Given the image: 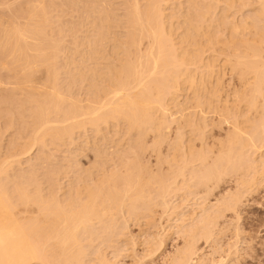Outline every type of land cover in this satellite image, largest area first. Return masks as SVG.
I'll return each mask as SVG.
<instances>
[{"label":"rangeland","instance_id":"1","mask_svg":"<svg viewBox=\"0 0 264 264\" xmlns=\"http://www.w3.org/2000/svg\"><path fill=\"white\" fill-rule=\"evenodd\" d=\"M131 2L132 1L130 0V4H131ZM166 2H167V4L164 2L165 4L162 3L163 6L162 7L160 6V8H162V9H160L162 11L161 12V15H162L161 19H163L162 24H163L164 29H165V25H167L166 29H165V30H167L166 32L171 30L170 27H172L173 31H171V33H169V35L167 33L166 38H168V36L170 37L172 32H174L173 33L174 35H172L174 38L171 37L168 39L176 40L178 42V44H174V45H176V47L177 46L180 47V45L183 44L182 42H184V41H182L183 37L181 34H184L186 29L183 28L184 25L182 24V22L189 16V14H190L189 10L191 9V6L193 8L192 10H195L193 5L196 7V9H197V7L201 6V9H202L201 11L205 12V13L203 12L204 15L206 14V12H208V14H210L209 17H208V14H206L207 18L205 17L206 18L205 19L204 17H202V19L200 21L201 15L204 16L203 13L201 15L197 13L198 15H200L199 18L196 17V16H198L197 14L196 15L194 14L196 12H200V7L197 9V11L196 10H195V12L193 11L194 13L191 12L193 15H195L193 17L197 18V20L200 21V22L196 21L197 25L203 21V18L206 21L208 20L207 22L203 21V23H201V25H198V26L202 27L203 26L202 24L205 23L204 25H207V26L210 25L211 26V28H209V29H211L210 30L211 32L208 30V28L206 26L204 27V28H207V30H208V31L206 29L203 30L204 32H207V35L209 32V34L210 33L215 34V36L218 38V40L222 39V41L223 40L226 41V39H229L232 41V43L228 42V45H230V43L232 44L228 47H227V41L228 40L226 42H223L224 44L226 43L225 47H227V48H225L226 50H223L224 52L221 50V49H224L222 46L223 44L219 45L217 43L218 48L216 49L213 46V45L216 46V44L212 43L213 45H211V47L212 48L214 47L215 49H213V50H216L213 52V50L210 47H207V46H210V44L208 45V43H206L205 40L204 41L201 40V38H202L201 33L203 31L202 32L200 31L201 32L200 33L201 38L198 37L197 35L194 37L195 40H196V37L201 40L200 41L197 39L196 42L200 41L199 44H201V42H203V43L205 42L207 44L206 45L204 43L205 49H206L204 56L205 55L206 56L205 57L203 56V57L204 58L207 57L206 60L208 62H210V61L215 62L216 61L215 64L212 62V68L214 69V73H217V71H218V73L216 75L219 74L220 76L217 77L215 75L217 79L215 77L214 78L216 80H218V78H219V81H222V84L221 83L220 84L222 85L221 89H223V90L220 89V87H221L220 84H219L220 87L217 86L221 91H223V93H222L218 89V98H220L219 97V95H220L219 91H220V93L222 94V95H220L221 99H223V97H225V99H223V100H226V98H231V100H228V99L227 100L229 102L233 101V103L237 102V104L234 103V105L236 106L235 108L239 107L240 110L238 108L237 109L240 111V113H237L238 110H235L234 112L237 115L239 114L241 117L234 115L236 117L235 118L233 116V114H235V113H233L232 116L234 118H231V120L235 119L239 122L242 121L241 123H244V124H241V126L242 125L244 126L246 124L245 125V126H247L246 130L249 132L248 133L246 131L248 134L247 136H249L250 132L254 133L256 131V134L259 133L258 130H256L257 128L254 129V127H258L259 129H261V131H260L261 134H259L260 136L257 135V137L259 136L260 138H258V139L260 142H262L260 139L264 138V132L262 131V129L264 130V127H263L264 126V124H263L264 123V83H262L261 80H259V81L263 85L258 82V84H260L259 86H261L259 88H262V89H260V92H258V93H260V96H259V94H256V93L253 94L255 92L254 91L255 89H252V88H254V86L257 85V81L254 78H256L257 75L255 77L253 75L255 73H253V74L249 73V75H245V76H243L242 73H241V75H239L240 71H242V69L238 70V67L236 66V62H239V61H236V59L238 60L239 59L238 57H240L242 55L244 57L247 56V55H244L247 53V52L245 53V50L248 51L250 48H252L251 50H249V52H248L249 55L247 56V58H244V59H246L245 62L246 61L248 62V59L250 57H252L251 53L256 52V49H258V52H260L258 56H261V60L259 57L256 59L254 58L255 61L250 58L249 61L251 60V61L257 62L259 60L257 63L259 66L261 63L264 64V45H262V44H264V42H263L264 37H263V39H261V37L264 34V14H263L264 12L262 13L263 10L261 11V9L264 7V0H261V2H260V0H232V1L230 0V2H225V0H213V1L212 0H196V2L198 4H196V3L194 4L192 2V0L191 1H189V0H166ZM188 2L193 3L192 5L189 6V10H188V4H189ZM139 3H141V4H139L140 6L144 5L143 7H146L145 6L146 3L144 4L143 0H140ZM130 4H129V0H0V28H2V29H0V42L4 43L3 46L0 43L1 46L4 48V49H2V47L0 46L2 49V50H0V79L2 80V81L0 80V82H2V84L0 85V169H1L0 184H1V186L3 188L8 187L7 189L10 192V193L9 192L8 193H9V195L11 194V196L13 195V193H11V192H13V189L15 187L19 186V188L22 187L23 190L25 189L24 190L25 193H29L28 195L33 196V198L34 197L38 198L39 196H41L40 198L44 197L42 200H51V199H53L52 197H54V199L52 201H56V202L59 201V203L61 202V204H59L57 202V204L60 205V207L58 208V205L55 204L56 207L58 209H60L63 205L64 208H66L65 210H68L66 213H68L71 211L80 210V207H77L74 205L80 204V201L82 202V200H80L81 197H83V202L85 201V199L88 196V193L86 194V191L90 192V190L91 191L94 190L96 192V194L97 193L100 194V192L104 189L103 191H104V193H106L107 187H110V186H107L110 183V182H108L109 180L111 181V183L109 185L113 184L115 186L114 189L116 190V186L119 182L116 185L114 183H112V182H115L114 180H116L114 178L115 175L113 176V174H116V176H118V175H123V176L125 175L126 176L127 171L130 172V170H128V169L131 168V169H133V171L132 170L131 171L134 173L130 172V174L131 175L134 174V178L137 175H139L136 179H138V178L140 179V180L138 179L140 181V184H139V187L137 186L138 188L135 190L137 193L140 192L139 190H141L142 193L141 192L140 193L142 194V196L140 198L143 197V199L140 200V202L138 201V203L135 204L134 202L137 200H134V199L137 197V195H141V194L140 193L137 194L135 198L133 197V194H131L132 198H134V199H132L131 197H130V199H132V202L134 201L133 203L136 205V206L134 205L135 206L134 209H133L134 206H128L129 204L122 206V205H124L122 203L123 201L121 202V204L118 202L121 205V207L119 205V208L117 206L118 205L117 202H116L117 205L114 204L115 200H114V202H112L114 204L113 207L110 206L112 204L110 202L108 207L110 206L111 208L109 207V209L113 212L109 211L110 213L106 214V217H104L102 219V221L104 220L105 222L100 221L98 223V221H96V219H95V220H93L94 222H92L93 226L90 225V226H92L93 229L90 230L89 229L90 227L89 226L87 227L90 231H92V230L94 231L93 235L90 234L91 236L90 235L89 236L88 235L83 236L84 231H81L82 233H81L80 237L81 236L82 237L80 239H78L80 241L77 240L79 243L81 242V244L76 243L77 244L76 246L78 247V245L79 246L81 245L80 248H83V249H81L82 250V253L80 254L81 256L78 255L77 257H75V259H74L75 264L78 263V261L76 262L75 260H80L79 264H82V263H84V264H99L101 258L102 259L104 258V260H101L102 262H104L106 260L107 262L106 261L105 262L108 264L109 263L110 264H179L182 262V261L180 262L178 260V259L182 258L181 254L185 251V249H187L186 252H188V249L190 251V248H191V250H192V248H194L193 251L195 250L194 252L196 253L194 255L195 257L191 259L192 261H190V264H204V263L205 264H213V262H215L214 264H217V262H219V260L222 261L223 259H224V261H222V263L225 262L223 264H264V178H263L264 176L262 174V176L259 178L258 176H255V174L252 175V172L254 169H255V171L257 169H259L258 167H260V169H261V167L263 165L261 163H259L262 166L257 165V169L251 166V165L255 166V164H257V162L254 163L255 160L258 159L256 157H260L261 154H264V149L262 148L264 146L259 145V147L262 149L259 148V151H261V152L259 153L260 155L258 156L257 154L255 155V152L257 153V151H258V150H256L258 148L257 144L260 143L259 141H256L257 137L254 136L255 141L257 142L256 144L248 143V147H250V149L248 147H246L247 145L245 146L246 143L245 144L243 143V145H238L239 150L241 149L242 151L237 152V150H238V148H237L238 146H237L236 147L237 150H236L235 154L236 153L239 154L242 152V155L241 156L239 155L242 158V156H244L243 153L245 152V156H244L245 158H242L243 160H241V158L239 159V156H237L238 154H236V157H238V159L235 156L234 157H235V159L238 160L239 165H242L241 163H243L242 166H244V162H245V164L248 163V165H245L246 167L245 166L243 167V171H245V172L241 171V169H240L241 172H239V169L235 170L236 168H238V167H235V166H237L236 164L234 165V162H236L237 160L233 161L234 159H232L233 162L231 161V164H230L231 166L229 165L230 167L227 168V165H226V169H223V168L220 169V170H223L220 172V174H222V172L224 173V171H226L227 169L228 170L226 171L227 173L225 172L226 174L225 173H224V175L222 174L223 176H221V177L218 176V178H220L218 183H217V180H216V182L214 181L216 184H218L217 187H215V188L213 187V190L211 189V191H210V187L212 185L214 186V183L211 186H208L209 191L211 192L209 194V191L208 190H207L208 192L206 191L207 186L205 187L202 184L203 183V177H202V183H200L201 182L200 177L205 175L203 173H202L203 174L202 175L201 171L203 170L202 168H204V167H205L204 170H207L208 168L212 167L211 164H214L213 163L214 159L216 161L218 160L217 155L220 154V146H221L220 144L222 142L225 145V143H226L225 141H227L229 139V137H227L228 139H226V136H229V135H227V133H228V131H230V127H229L230 125L229 124L230 123L232 124V122L229 120V123L227 124V122H223L224 120H222V124H220L219 126H218L219 123L218 124L214 123V122H217L218 119H220V117L218 118V115L214 117L213 115H215V114H210V113L206 112L207 106L204 105V103H206L204 100H206V99H204L203 97H205L207 99L209 98V97H207V95L209 96V94H207V91H204L206 93V95H204V96H202L201 94H205V93L202 92L200 94L202 97L200 95L197 97L195 96V98H197V100H198V97H201V100L203 101V102L202 101L200 102V98H199V102L203 105H200V108L195 109L199 106H197L195 108L193 107L195 105V103H197L196 99H195V102L193 100H191L192 98L194 99V96H193L194 95V89H193V92H191L193 94H191L190 92H187V90L190 89V87L183 84L187 87L182 85L181 88L183 89V87H185V88H187V90L185 88L183 90L181 89L182 92L179 91V93L176 95L177 98H174L175 101H174V99L172 100V99L168 98V101L169 100L173 101V102L171 101L172 103L170 102V105L165 102L166 105H168V107H167V110L165 112L163 111L164 112L163 114L160 113V115H162L164 117L163 119H161V121H165V122L167 121L170 125L168 126L169 130H167L165 128L163 130L161 129L162 130V131L160 130L161 132L159 130H156L155 128H152L153 130H149V131L147 130L146 133L144 132V134H143L142 131H144L145 129L143 130L142 128H140L141 130L139 129L140 130L139 131V130H136L137 128L135 126L134 127L136 129L130 127L131 123H128L126 121L127 119H124V117H122V118L125 121L121 117H119V118L117 117L118 119L117 118H116V120L111 119L107 124L101 123L102 124V125L100 124L101 128L98 126L100 129H97V127H94V126L93 127L90 126L91 124L87 125V127L85 126V129H84L83 125H82L83 128H81V126L80 127L77 126L74 129V127H73L72 132H70L71 129H68L69 127H65V128H63V126L61 127L60 123H64V121H65L63 119L61 120L62 115L65 114L63 111H64V109L67 110L68 106H70L71 104L73 105L75 102H77L78 104L75 103V105H78L79 108L82 107L83 109L86 107H94V106H92L93 104L95 105V107H96V104L98 105L97 102L95 103V100L98 102H100L101 100L98 97L99 95H97L96 93L99 94L100 91H98V90L102 86H105V88L110 89L109 87H107V85H110V84H108V82H103V81H107V80H103L100 77H99L100 78L99 79L96 77H98L99 74L103 75L102 74L103 71H104L103 73L105 75H107L111 71V70L109 71L108 68L111 67V69H112V67H114V64H116L115 66L120 67V65L125 63V61L127 60V58H125V57H127L128 53L127 54H125V53L128 52V50H127L128 48L127 47L124 48V47L127 45L125 43H127L128 42L127 40L129 39V37H128L126 40L125 37L129 36L128 34L130 33V32H128L129 28H127L129 25L126 24V21L129 22V20H127V18H128L127 14L129 16L130 12L129 13H127V12L129 11L128 7H129V9H131L130 7H132V6H129ZM229 4H231V5H229ZM205 5H206V8H205ZM207 5H210V8L212 7L211 10ZM32 9L35 10V11L33 10V12H34V14H37L39 18H37V16H35L36 18L32 17V15L29 13V12L33 13L31 11ZM141 9H144V8L141 7ZM186 10H188V11H186ZM37 11L39 13L44 12V13H42V14H44V15H42V16H44L43 20H44V18L47 19V21L45 20V22L41 19L42 22L39 23V27H40V25H42L44 22V24H43L44 28L43 27L42 28L44 29L43 31H45V33L47 35L45 33L44 34L46 36L44 34H42L46 37V38H44V36H43L42 39L44 38L43 39L44 41L46 39V45L41 44L39 42V40H37L38 37L43 32L41 30L42 32L39 33L40 29H42V28L40 27V29H39L38 27L36 28L34 26L35 24H37L36 20L41 21L40 18H42L41 15L39 13H37ZM164 11H165L166 15H169L168 17L165 15ZM185 12H189V14H187ZM186 14L188 16H186V18L184 19V16ZM192 14L189 17H191ZM28 15H30V16H28ZM226 15L229 18H227ZM30 17H32V19ZM101 17L102 18L104 17V20ZM106 17H109V18H107L105 21ZM169 17L170 18L174 17V18L169 20ZM195 18H192V17L187 18L186 21L189 23L190 22L189 20L195 19ZM165 20H166V22H165ZM102 21H103V23L105 22L106 24L105 23H104L105 25L102 24ZM187 22H183V23L185 24ZM196 22L195 21L193 22L195 26H197ZM3 23H5V24H3ZM191 23H192V21L190 22V25H191ZM222 23H223V25H222ZM179 24H180V26H179ZM234 24L235 25L237 24L236 26L240 27L238 29L239 30L238 33L234 32V30H233L234 33L231 31L232 25H234ZM257 24H259V25H257ZM16 25H18V26L16 27ZM102 25H104L105 27H103ZM108 25H109V27H108ZM125 25L126 26L128 25V26L125 27ZM181 25H183V26L181 27ZM192 25H191V27H192ZM32 26L35 27V28L34 27L33 28L36 31H38L39 36H38V33L35 32V30L33 32ZM36 26H38V24ZM99 26H102L103 30H101L102 27L99 28ZM185 26H187V29H189V27H190L189 24L188 25L185 24ZM195 26H193L194 27L193 29L201 28L198 26H197V28H195ZM20 27L22 30H24V28H25V30H27V31L31 30V28H32L31 31L33 32V35L31 36V34H32L31 31H29L30 33L29 32L27 33L25 31L19 30L18 28H20ZM26 27L30 28V29H27ZM98 28L100 29V32L104 31V33H105L104 35L107 36L106 39L109 38V39H107V42L110 40V42L106 43L104 47H101L102 50L104 49V51L101 52V54H102L101 56L103 57V55H104L103 58L100 57V54H99L100 52L98 53L99 55H97L96 57L93 54V53L97 54L95 51L98 52V49H99V51H101L100 50L101 49L100 48V41H98L100 39V37H99L100 34H98L100 32H99ZM104 28H106V29L104 30ZM168 28H169V30H168ZM176 28H177V30L178 29H180V30L177 31ZM243 28H245L244 32H243ZM246 28H247V30H246ZM202 29H203V27H202ZM216 29L219 31L220 34L218 33V31H216ZM3 30L5 32H3ZM16 30L17 31L19 30L20 32L19 31L18 32L21 34H22V32L23 33L25 32L26 35L24 34V38H22V40H21V37H18L20 35V34L17 35L18 32L14 33V35L12 34L13 32H16ZM190 30H192V29H190ZM197 30H196V32H197ZM227 31H229V33L231 31V33H233L232 37L230 36V34H228ZM1 32H3L4 34H2ZM127 32H128V34H127ZM204 32H203V34H204ZM35 33H37V35H35ZM2 35H4V36H2ZM6 35H8V36H6ZM22 35H20V36H22ZM34 35L37 39L34 37ZM193 35H195L194 31H193ZM228 35L232 39H230V37ZM25 36H27V38L31 37V40L28 38L27 39L28 41L25 42L26 40L25 41L23 40V39H25ZM178 36L179 37L181 36L180 39ZM13 37L14 38L18 37V38H20V40L18 38H17L18 40L14 39ZM32 37H33V39L35 38L39 42V43L37 42V46L41 44L38 47H42V48L35 47L36 42H34L32 40ZM116 37H117V39H116ZM119 37H121L120 38L121 42H123L125 40L127 41V42L123 43V44H125V46L121 44V42L119 41ZM209 37H211V36L209 35ZM216 37H214V40ZM211 38H213V37H211ZM95 39H98V40H95ZM43 40L41 41L42 43H44ZM174 40H173V42H174ZM220 40H219V42L222 43ZM259 40H260V42H259ZM14 41L16 43L21 41V42H19V44L20 45L24 44L23 45L24 47L22 46L23 48L27 47L26 44L29 45L28 48H31L30 46H32V45H34V47L36 49H43L45 47L43 49V51H45V52H48V50L46 51V49L51 44L55 48L54 49L55 53H53V54L51 53L53 57H51L49 55L50 52L46 56H48L47 59H49V56L51 57V59L55 57L54 58L55 62H53V69L51 67L52 65L50 64L51 66L50 65H48V66H50L51 68H49L47 66L50 71L47 70L46 64H45L47 62L44 63L45 66L43 65V62L34 64L36 61L35 62H33V61H34V58L36 55H38V57L36 59L41 58L42 56H40V55H43V57L45 56L44 55L45 53L42 50H40V51L43 52V54H41L37 50H35V52H34L33 51V49H35L34 47H32L33 49H30V50L28 48H26L25 50L22 49L23 50L22 51L20 45L15 44ZM94 41L98 42L99 47H98V45L97 46L94 45V44H97V42L93 43ZM179 41H181V42H179ZM177 42H175V43H177ZM90 43H91V47H90ZM179 43H182V44L179 45ZM147 44L148 43L146 41L144 44V47L142 45V48L145 49ZM4 45H5V47H4ZM184 45H186V44L184 43ZM14 46H16L15 49L13 48ZM46 46H47V48H46ZM92 46H94L93 47L94 49L92 48ZM117 46L120 47V50L118 49L119 47L117 48ZM187 46L188 45H186L185 47H187ZM206 47L212 50L211 53L209 52V49L207 51ZM49 48H50L49 51H53L51 47H49ZM95 48H97V50H95ZM203 49H204V47H203ZM254 49H255V51H253ZM121 50H122V52H121ZM178 50L180 51L181 49L179 48ZM218 50L220 51V53ZM243 51H244V54H243ZM250 51H252V52H250ZM36 52H38L40 55L37 54ZM206 52H207V54H206ZM23 53H24V56H26L25 58L29 57L28 61L26 60V62H27V65H25L26 67L28 66V62H30V64L33 63L34 66L35 65L39 66L41 64L42 65L39 67L35 66L33 68L34 71L32 70V67L30 66V64H29V68H31V69H28L25 66L23 67V65H24L23 63H25L24 62L25 60L23 59L24 56H22ZM122 53H124V54H122ZM132 53L134 54V52H131V56L133 55ZM54 54H55V56H54ZM213 54H215V55L213 56ZM243 56H242V58H243ZM253 56L255 57V54ZM91 57L93 58L94 63L92 61H90ZM118 57H121V58L119 59ZM123 57H124V59H123ZM209 57L213 58V59L216 58V60L210 59ZM47 59L45 58L44 61H47ZM105 59H107V60L105 61ZM208 59H210V61ZM244 59H242V61ZM29 60H31V61H29ZM101 60L102 61L104 60V61L102 62ZM41 61H42V59H41ZM226 61H227V63H226ZM49 63H51V61ZM107 63H109V64H107ZM118 64H120V65H118ZM213 64L215 65V67L213 66ZM102 65L105 68L102 67ZM222 65L223 66L225 65L226 67L225 66L223 67ZM194 66H193V68L199 69L197 67L198 65H194ZM191 67L192 66H190V68L188 67L189 70L191 69L190 72H192V69H193ZM230 67H231V69H230ZM233 67L237 68V69L235 70V69H233ZM84 68H86L87 70H88V68L90 69L87 71L88 73L86 72V69H84ZM263 68H264V66H263ZM23 69H24V71H23ZM196 69L195 70L193 69V70L196 72ZM207 69L204 70V68H200V70H198L200 72L195 73L196 74V80H198V82H199V79L200 80L202 79V81H203L202 85L208 84V81H209L208 77H207V79H205V81L208 80V81H206L207 83L203 80L204 76H208L209 71H207ZM99 70H101L102 72ZM215 70H216V72H215ZM260 70H261V68H260ZM26 71L27 72L30 71V72L27 73ZM91 71L94 73L96 72L95 73L96 75L98 72H100V73H98L97 76H95V74L92 73L95 76V78H94L91 75ZM205 71H206V73L208 72L207 75H206ZM105 72H107V73H105ZM73 73H75L76 75H77V73H79V74L75 77V74L73 75ZM83 73H85L84 76H83ZM31 74H32V76L30 77ZM54 74L56 77L54 76ZM202 74H204V76H202ZM27 75H28V77L32 78L31 80H30V78L27 79L28 82L26 81ZM51 75H53L54 78L53 77L51 78ZM25 76H26V78H25ZM48 76H49V78H48ZM86 76H88V77H86ZM110 76H111V74H110ZM110 76H109V78L112 77V76L111 77ZM242 76H243V78H242ZM248 76H249V78H248ZM78 77H80V78H78ZM85 77L87 79L88 78L89 79L87 80ZM92 77L94 78V80L91 79ZM106 77H108V75ZM200 77H202V78H200ZM220 78H221V80H220ZM251 78H252V80H251ZM33 79L35 82L36 81H38V82L37 83L34 82L35 84L34 83L32 84ZM111 79H114V78L112 77ZM111 79H109V80H111ZM215 79H214V83H216ZM91 80H92V83H91ZM99 80L102 82H99ZM248 80H251V81H248ZM94 83H95V85L98 84V88H99V89L97 88L98 90H96V87H94V85H92ZM102 83L103 84L105 83V84L103 85ZM201 83L202 82H200L198 84H201ZM246 83H249V84L250 83H256V84L254 86H251L253 84H250V87H249V85H246ZM90 85H92V86H90ZM35 89L40 90L41 93H40V91H36ZM34 90L36 92H38V94L40 93V96H37L38 94L36 93L37 94L36 95L34 93L35 92ZM198 90L199 91L195 95H198V93L202 89L199 88ZM205 90H206V88H205ZM190 91H192V90H190ZM216 91H217V88H216ZM32 93H33V100H35L34 96L35 95L37 96V101L35 103H38V98L42 99L44 97L42 95L45 93L47 95H49V93H50V95H52L53 93L54 94L57 93L54 96L53 95L52 96L54 97V99H57L58 101H60V99L58 98L59 95L62 96V100H64L65 102L61 103L62 100L59 102V103L64 105V106L62 105L63 108L60 107L61 109H63V111L61 110L63 112V114L59 112L60 116H58L59 115L58 112H55V110L53 111V109H54L53 103L54 102L53 103L48 102L53 97L51 96L52 98H46V95L44 97V100H45V98H46V100L49 99L47 102L49 103V105L51 104V107L53 106V109H51L49 107L50 108L49 110H52L51 113H53V112L58 113V115H57L58 118H57V116L55 118V116H54L55 113L51 115L49 112V114L51 115V117H50L51 119H48V120H50V122L56 124V126H53V124H50L51 126H53L52 128L58 127V126L60 127V129L63 128L65 133L63 132L64 134L58 135L61 138H58V139H57V137L55 138V134H54V138L51 137L52 133L54 131L51 133H48L51 136L50 135L48 136L47 134L44 136H40V135H42L40 133H38L39 135L36 134V132L39 129V126H40L39 123L40 122L37 123V124H39V126L37 124H34V122H33L36 119V116L34 117L33 116L34 114H32V109H33V106L35 104H34V101L31 99V97L30 98L28 97V95L30 96V94H32ZM93 93L96 94V98L98 97L97 99L95 98V95ZM227 94H229L230 97ZM237 94L239 95V96H237V97H239L238 98L239 100L235 99ZM57 95H58V97L55 98V96H57ZM226 96H228V97H226ZM48 97H50V96H48ZM215 97H216V95H215ZM233 97L235 100H238V101H234V99L232 100ZM240 97H241V99H240ZM250 97H251V99L253 98V100L256 99V101H257V102L254 101V103H256L254 107L251 105L252 100L250 99ZM27 98L31 99L33 101L32 104H34V105L28 104V103H31V101ZM41 99H39V100H41ZM57 100L56 101L51 100V101H55L57 103L58 102ZM43 101H40V103L42 102V104H43ZM248 101H250V103ZM184 103L186 105H184ZM192 103H193V105H191ZM44 104L48 105L47 103H44ZM230 104H232V103H230ZM252 104H253V102H252ZM202 106H203V108H204V106H206L205 107L206 110L203 109L201 112H203V113L205 112L208 115H205V113L203 115V113L198 112L202 109L201 108ZM246 106L248 107L247 109H246ZM35 107H37V106H34V108ZM182 108H183V112L181 113ZM186 108L187 109L191 108V109L187 110ZM184 109H186V111H184ZM68 110H70V109L68 108ZM196 110H198V111H196ZM33 111L35 112L36 109L35 110L33 109ZM197 112L199 114H202V115H200L201 118ZM194 113H196V114H194ZM186 114H187V116H185ZM50 115H48V116H50ZM182 115H184V118L191 116L190 119L192 121H193V119H192V116H193L194 117L193 126H192V123H190L192 121H189V120H188V122L190 124L188 122H186L188 124H186V123L184 124L183 121L185 119L183 118L184 120L183 121L181 120V118L183 117ZM196 115H198V116H196ZM180 116H182V117H180ZM195 116H196V118H195ZM202 116L204 117V119ZM33 117H34V119H33ZM160 118H161V116L159 117V119ZM176 118L177 119L180 118V119L177 120ZM199 118L202 120H200ZM213 118L215 120H213ZM247 118H249V119H247ZM59 120H60V122H58ZM174 120L176 122H173ZM179 120H181L182 122ZM245 120H246V122L249 120L250 123H252V125L253 126L255 125V126L250 127L249 125H251V124L245 123ZM177 122H179V123H177ZM235 122L236 121H233V123H235ZM194 123H196V124H194ZM197 123H199V124H197ZM182 124H183V126H182ZM36 125H37V127H36ZM184 125H190V126L188 127V126H184ZM196 125H200V126L196 127ZM261 125H263V126H261ZM51 126L49 127V130H48L49 132L54 130L51 128ZM59 127H58V129H59ZM181 127H185V128H183V130H181L182 129ZM199 127H201L200 130H199ZM36 128H37V131H36ZM66 128L69 131L65 130ZM55 129H57V128H55ZM155 130H156V133L154 132ZM62 131L60 133L59 132L58 133L61 134ZM39 132H42V131H39ZM66 132H70V134H66ZM158 133L162 136H159ZM256 134H253V135H256ZM35 135L38 136V138L44 137L43 139L41 138V140H40V141L43 140L42 143L39 141V139ZM244 136L246 137V135H244ZM179 137H180V139H182V141L180 139H178ZM200 137H202L201 139H204L203 142H201L202 140H200ZM34 138L37 140H34ZM189 138L190 139L192 138L191 141H189V142H191V144H194V147H195L194 148L192 146L194 148L193 149L194 151L191 150L194 152L193 156L191 155L192 153L189 155L185 154L190 149V148H188V146L189 147L191 146V145H188V142H187ZM247 138H249V137L244 138V141H246ZM248 140L249 139H247V142L250 141V140L249 141ZM208 141H210V142H208ZM255 141H253V142H255ZM204 142L207 144V146H205L206 144ZM263 142H264V139H263ZM263 142H262V144H263ZM178 143H179V145H182V147L178 145V148L179 147L180 148L177 152L175 150V149H177L176 148L177 145H176V147H174V146H175V144H178ZM201 143H203V146H202L203 149L202 150H203V154H205L204 157L207 158V160H208V163L206 160H205L206 162H204L202 160L204 162V164L206 163V165H201V163L199 162L201 159L200 156H202V154L200 155V153L202 151L200 149ZM210 145L213 147L212 149H211ZM224 145L222 147H224ZM252 145H254V146H252ZM186 146L188 149L186 148ZM199 146H200V148H199ZM204 146L207 148H204ZM208 146L210 147V149ZM226 146H227V144L225 145V147ZM222 147H221V150H222ZM253 147H255L256 151H254V149L251 150V148H253ZM204 149H205V151H204ZM245 149H247V150H245ZM175 151L177 152V154ZM191 151L189 150V152H191ZM248 151L250 153H248ZM218 152H219V154H218ZM196 154H198L197 156H199L200 159H199V157L197 158ZM186 155H188L189 157H187ZM246 155L249 156V157L247 156L248 158H251L253 156L251 158L252 161H251V159L246 158ZM173 156H176L175 160H174ZM254 156H256V157H254ZM219 157H220V155H219ZM253 158H255V160H253ZM195 159H196V161H195ZM245 159H246V161H245ZM240 160H241V163H240ZM248 160H250V161H248ZM257 161H259V160H257ZM203 162H202V164H203ZM238 162H237V164H238ZM252 162H253V164H252ZM128 164H130V165H128ZM224 164H222V167L224 166ZM249 164H250L252 170L247 168V167H250ZM209 165H210V167H207ZM232 165L234 166V168ZM242 166H239V167L242 168ZM200 167H202V168H200ZM206 167H207V169H206ZM246 168L248 169V171L246 170ZM260 169H259V171L258 170L257 171L264 173L263 169L261 171H260ZM183 170H184V173L181 174L183 172ZM204 170L202 172H205ZM258 172H257V175L260 174V173L258 174ZM199 173L201 174V176ZM130 174H129V176H130ZM195 174H196V176H195ZM248 174H251V175L249 176ZM111 176H113V177H111ZM123 176H121V178ZM252 176H254V177H252ZM250 177H252V178H250ZM106 178L109 180L107 181ZM117 178H119V176ZM131 178H133V177L131 176ZM240 178H241V184H240ZM253 178L255 179V182L253 181L255 186H254V184L253 185L250 184V186L252 188L253 187L255 188V189L253 188L254 191H253V189H251L249 187V185H246V184H248V182L252 183V180H254ZM112 179H114V180L112 181ZM216 179H217V176H216ZM256 180H257V182H256ZM100 181L101 182L103 181L104 183L105 182L106 183L108 182V183L105 184L104 186H102L103 184L101 185L99 183ZM243 181H245L247 183H245ZM141 182L143 184H141ZM3 183L5 184V186ZM137 183H138V181H137ZM238 183H239V185H238ZM121 184H122V181L120 182V185ZM97 185L98 186L101 185L103 187L102 190H99L101 188V186L98 187ZM140 185H142V186H140ZM242 185L243 186L246 185V187H247V188L245 187L246 189L250 188L249 190H251V192L247 190L249 193H247V191H245V193H246V195H245V193L242 192L245 190ZM96 187H98V188H96ZM117 187H121V186H117ZM167 187H169V189H166ZM86 188H88V189H86ZM123 188H121V189H123ZM125 188H126V186H125ZM237 188H238V190H239V188H241L242 191L240 190L238 192ZM119 189L117 188V190H118L117 192L121 193L122 190H119ZM81 190H82L83 194L81 193ZM98 190L100 192H98ZM125 190L123 189V191L126 193ZM166 190H167V192H166ZM168 190H169V192H168ZM79 191L81 194H78ZM103 191L99 196H102V194H104ZM110 191H112V190H110ZM123 191H122V193H123ZM133 192H135V191H133ZM205 192H207V193H205ZM108 193H109V191H107L106 194H108ZM119 193H118V196H119ZM122 193L120 194L121 198H122L120 200H123V198L125 196H126V198L128 196H131L130 193H132V192H130L129 195H128V193H126L125 196L123 195L124 197L122 196ZM235 193H240V194L242 193V195L244 194L243 198H242V196L240 197V200L242 203L239 202L240 205L239 206L236 205L237 206L236 212H239L237 214H234L236 212L230 210L231 209L230 207L232 206L231 203L233 201L232 200L233 194H234V196H238V197L240 196L239 194L236 195ZM106 194H104L103 197L106 196ZM112 194H113V196H115L114 193H112ZM36 195H39V196H36ZM205 195L207 196V198ZM99 196H98V198H99ZM228 197L232 198L231 199L232 201H229V205H228V203H226L229 200ZM36 198H34V199H36ZM118 198H120V197H118ZM118 198H117V200L119 201ZM126 198H125V200L127 201ZM34 199H32V200L34 201ZM39 199H37V200H39ZM100 199H99L98 203L100 201L101 202L104 201L103 199H105V197L102 200H100ZM130 199L128 198L129 201H130ZM226 199H227V201H226ZM88 200L89 199H87V201ZM96 200H98V199H96ZM52 201L47 202V203L51 204ZM126 201H124V202H126ZM234 201H233V205L236 204ZM69 202L75 208L72 207V209H71L72 205H69L70 204ZM224 202L226 205H228V208H230V209L227 208V210L232 211V213L229 211L225 212L226 207L224 208V211L222 210V208L225 206ZM96 203H97V201H96ZM133 203H131V201H130V204H133ZM43 204H46V201H45V203L43 202ZM50 204H47V205H50ZM83 204H80L78 206H83ZM87 204H88V202H87ZM55 205H53V207ZM84 205H86V203ZM217 205H219V207ZM221 205H223V207H221ZM36 206L37 205L33 204L28 209H26V210H28L29 213H27V212L22 213L23 207L19 208L20 206L17 207L16 209L17 210L19 209L18 212L21 211L19 213L20 214L22 213V214L18 215V212H16V211L15 212L20 217V219H22V218L24 219V217L30 218V219L33 217L35 218L36 215L34 216L33 214L36 213V211H37L38 206L37 207ZM50 206L52 207V205H50ZM212 206L213 207L215 206L218 208H215V207L213 208ZM56 207H55V209H56ZM209 208L214 209L213 212H217V213H218L217 209H219V211L222 210V213L220 211V215L222 216V214H223V216L222 217L219 216L218 217L219 219H218V218H216L217 217L216 216L217 213H216L214 218L217 219V221L214 220V218L211 217L212 211L208 210ZM52 209H54V208H52ZM61 210H63L65 212L63 207L61 208ZM202 210H204L206 212V215H205V213H201V212H203ZM208 211H210V212H208ZM196 212H198V213H196ZM193 213H195L197 216L194 215ZM208 213L211 215H208ZM201 214L202 215L204 214L205 218L204 217L202 218ZM213 214H215V213H213ZM193 216L195 218L200 216L202 221L205 219L206 223H205V221H204V223L206 225L202 224L205 227L208 225V223H207L208 216H210L209 219L210 218L213 219L212 220L213 222L215 221L214 222L215 226L214 225H211V226L208 225L207 226V227H209L208 228L209 230L213 226V228H212L213 231L211 233H208L210 231H208L207 228L204 230V227L201 225V227H203L202 228L203 232H205L207 230L206 232L208 234L209 239L207 238V234L203 233L206 236V238L202 237V235H201L202 233H200L201 236L198 234L199 232L202 231V230L201 231L199 230V228H200L199 224H201L203 222L201 221L200 223H195L194 221H197V220L193 219L192 218ZM36 217H38V214ZM200 217L196 218V219H198L200 221ZM40 218H42V216ZM182 219H185L184 220L185 222H182V224H181ZM209 221L211 222V220H209ZM192 222L195 223V225ZM100 223H102V224H100ZM103 223H105V224H103ZM214 223H212V224H214ZM108 224L111 227L109 229L105 227ZM191 224H193L194 226L192 225L193 226L192 227ZM196 224H198L197 227L199 226V228L196 227V229H198V230H195V231H199L198 233L196 232L198 236L195 235L196 237L195 238L191 237L192 238L191 239L190 236L186 235V234H188L191 231V228L194 229ZM188 226L189 227L191 226V227L189 228ZM104 227L108 230H105ZM87 228H86L87 233L86 232L85 233L89 234L88 233L89 231ZM186 230H189V231L186 233ZM221 231H223L222 235H221V233H222ZM192 232H194V231H192ZM219 232H221V233H219ZM218 233L220 234V236ZM190 234H191V232H190ZM193 234H195V232ZM209 234H212V237H210ZM216 235H218V236H216ZM191 236H194V235H191ZM191 242L194 244L193 247H191L192 244L189 246V244ZM187 244H188L189 248L186 247ZM235 246L237 247V249H235L236 248ZM77 249L80 250L79 247ZM77 249H76V251H78ZM181 249H184V250L181 251ZM215 249H218L219 251L215 250ZM76 251H74V252H76ZM179 252L181 253L180 255H178ZM186 252H184V253H186ZM78 257H79V259H76ZM53 258H51V259H53ZM57 258H59V256ZM59 259H57L56 261H58ZM201 259H202V262H200ZM53 260H55V259H53ZM53 260H52V263H53ZM62 260H64L63 257L60 259V261L57 264H59V263L61 264ZM56 261H55V264H56ZM39 264H41V263H39ZM64 264H65V262H64ZM100 264H102V263L100 262Z\"/></svg>","mask_w":264,"mask_h":264},{"label":"bare ground","instance_id":"2","mask_svg":"<svg viewBox=\"0 0 264 264\" xmlns=\"http://www.w3.org/2000/svg\"><path fill=\"white\" fill-rule=\"evenodd\" d=\"M132 2H131V4H130V0H129V6H132V7H130L131 9H129V7H128V12L127 13H129L130 12V14H129V16H128V14H127V20H129V22H127L126 21V24H128L127 26L125 25V27H127V28H129L128 29V32H130L129 34H128V32H127V34L129 35V36H127V37H125L126 38V40H127V38L129 37V39L126 41H123V42H121V40H120V38L121 37H119V41L121 42V44L122 45H124L125 46V44H127L124 48H128L127 50H128V52H126L125 54H127V57H125V58H127V60L125 61V63H123L122 65H120V64H118V65H120V67H118V66H115L116 64H114V67H112V69H111V67L110 68H108L109 69V71L111 72H109L107 75H108V77H106L107 75H105L101 70H99V71H101L102 72V74L103 75H101V74H99V76L98 77H96V78H102L103 80H107V81H103V82H108V84H110V85H107V87H109L110 89H108V88H105V86H102L100 89L98 88V84L97 85H95V83L94 84H92V85H94V87H96V90H98V91H100L99 92V94L98 93H96L97 95H99L98 97H99V99L101 100L100 102H98V101H96L95 100V103L97 102L98 103V105L96 104V107H95V105L93 104L92 106H94V107H86V108H82V107H80L79 108V106L78 105H75V103L76 104H78L77 102H75L73 105L71 104L70 106H68V108L70 109V110H68V108H67V110H65L64 109V111H63V109H61V108H63L62 107V105L63 104H61L62 102L64 103L65 101L64 100H62V96H60L59 95V97H58V95L57 96H55V98H59L60 99V101H61V103H59L60 101H58L57 99H54V95L55 94H57V93H53L52 95H50V93H49V95H47L46 93L45 94H43L42 96H44L45 97V95H46V98H52L51 100H57L58 102L56 103L55 101H48V100H46V98H45V100H44V97L41 99V98H38V103H35L36 101H37V96H40V93H41V91L40 90H36V91H40V93L38 94V92H36L35 90V94L37 95H35L34 96V98H35V100H33V93L32 94H30V96L28 95V97L30 98L31 97V99L34 101V104H32L33 103V101L31 100V99H29V98H27V99H29L30 101H31V103H28V104H32V105H34V106H37V107H35L34 108V106H33V109L35 110L36 109V111L34 112L33 111V109H32V114H34L33 116L35 117L36 116V119H35V121H33L34 122V124H37V123H39L40 124V126H39V124H37L38 126H39V129H38V131H37V128H36V134H38V133H40V134H42V135H40V136H44V135H50V134H48V133H51V132H53L52 133V136L51 137H53L54 138V134H55V138L57 137V139L58 138H61L60 136H58V135H62V134H64L65 132H64V130H63V128H65V127H69L68 129H71V131L70 132H72L73 130V127H74V129H75V127H77V126H81V128H83V126H84V129H85V126L87 127V125H90V126H94V127H97V129H100L101 127H100V124L101 123H103V124H107L111 119L112 120H116V118L118 117H124V119H127L126 121L128 122V123H131V126L130 127H132V128H135L136 130H139L140 128H142L144 131H142L143 132V134H144V132L146 133V131L148 130H153L152 128H155L156 130H163V129H167V130H169V123L166 121H161V119H163L164 117L162 116V115H160V113H164L166 110H167V107H168V105H166V103L167 104H169L170 105V102L174 99V98H177L176 97V95L179 93V91H181L182 92V90L185 88V87H187V86H189L190 87V89H188L187 90V88H185L186 90H187V92H193V89H194V99L192 98L191 100H193L194 102H195V99L197 100V98H195V96L197 97V96H199L202 92L203 93H205L204 91H207V94H209V96L207 95V97H209L208 99L207 98H205V97H203L204 99H206V100H204L206 103H204V105H206V106H204V108H203V106L201 107L202 109L200 110V111H198V110H196V111H198L199 113L204 109V110H206L207 109V111L206 112H208V113H210V114H215V115H213L214 117L215 116H217L218 115V118L220 117V119H218V121L217 122H214V123H219L218 124V126L220 125V124H222V120H224L223 122H227V124L229 123V120L232 122V124L230 123L229 125V127H230V131H228V133H227V135H229V136H226V139H228L227 137H229V139L227 140V141H225L226 143H225V145L227 144V146L225 147V145H224V143H222L221 142V146H220V154H219V152H218V154L220 155V157H219V155H217V158H218V160L216 161L215 159H214V164H211L212 165V167H210V165L209 166H207V167H210V168H208L207 169V167H206V169L207 170H204V168H202V167H200V168H202L205 172H202L201 170V174L203 173V174H205L204 176H201V174H200V178H201V182L200 183H202V177H203V186H207L206 187V191L208 190L209 191V188H208V186H211L213 183H214V186L212 185L211 187H210V191H211V189L213 190V187L215 188V187H217V185L218 184H216L215 182H216V180H217V183L219 182V179L220 178H218V176L219 177H221V176H223L224 175V173L228 170H226V171H224V173L222 172V174H220V172L221 171H223V170H220V169H226V165H227V168L228 167H230L231 165V161H232V159H234L233 161H235V160H237L238 159V157H236V154H238V153H236L235 154V152H236V150H237V148H238V150H237V152L239 151H242L241 149L239 150V146L238 145H243V143L245 144V146L246 147H248V143H253V144H256L257 142L256 141H259V139L258 138H260L259 136V134H261V129H259L258 127H254L253 125H252V123H250V121L248 120L247 122H246V120H245V123H248V124H251V125H249L250 127H254V129H256V130H258V134H256V131L254 132V133H251L250 132V134L253 136H251L250 134H249V136H247L248 134H247V130H246V127L247 126H241V124H244V123H241L242 121H237V120H231V118H234L235 116L234 115H236V116H240L239 114L237 115L234 111L235 110H238L239 109V107H237V108H235L236 106L234 105V103H233V101H231V102H229L228 100H231V98H226V100H223V99H225V97H223V99H221V96L220 95H222L221 93H220V91L221 90H223V89H221L222 88V81H219V78H218V80H216L217 78H216V76L218 77V76H220L219 74L218 75H216L217 73H218V71H217V73H214V69L212 68V62L215 64V62L214 61H210V59H213V58H210V59H208L210 62H208L207 60H206V58H204L205 56H204V54H205V51H206V49H205V45H204V43L203 42H201V44H199L200 43V41L201 40H205L206 41V43H208V45L210 44V46H207V47H210L212 50L213 49H217L218 47H217V43L220 45H222L223 46V48L224 49H221L222 51L223 50H226L225 48H227L228 46H230V45H232L231 43H232V41L231 40H229V39H226V41H227V47H225V45H226V43L224 44L223 42H226V41H222V39L220 40L222 43H220L219 42V40H218V38L215 36V34H213V33H210L209 34V32H208V35H207V32H204L203 30H207V28H208V30L210 31L211 29H209V28H211V26L209 25V26H207V25H204V24H202L203 26V29H202V27L201 26H198V25H201V23H203V21L204 22H207L206 20H204V18L206 17L207 18V15L206 14H208V12H206V16L204 15V11H201L202 9H201V6H199L200 7V12H196V13H194L195 12V10L197 11V9L199 8V7H197V9H196V7L193 5V7H194V9L195 10H192L193 8H192V6H191V9L189 10V6L190 5H192L193 3L195 4H198L197 2H196V0L194 1V0H192V2L193 3H190V2H188L189 4H188V10L190 11V14H189V12H185V13H187V14H189V16L192 14V13H194L195 15L198 13V14H202L203 12V15L204 16H202L201 15V17H200V21H201V19H202V17H204L203 18V21L200 23V24H198L197 25V22L196 21H198L197 20V18H199V16L200 15H198V16H196L197 18H195V17H193V16H195V15H193L192 14V18H195V19H191V20H189L190 22L192 21V23H191V25H192V27H191V25H190V22L188 23L186 20H187V18H191V17H189L187 14L184 16V19L186 18V16H188L183 22H187L188 24H189V26L191 27H189V29H187V26H185V24L186 25H188L187 23H183L182 22V24L184 25V27L183 28H185L186 29V31L184 32V34H181L182 35V37H183V40L182 41H184V42H182V43H179V45L180 44H182L184 47L186 46V45H188L187 47H183L182 45H180V47H176V45H174V44H178V42L176 41V40H174V42H173V40L172 39H168V38H171V37H173L172 35H174L173 33L174 32H172V34H171V36L169 37L168 36V38H166L167 37V33H168V35H169V33H171V31H173V29H172V27H170V29L171 30H169V28H168V32H166L167 30H165L166 29V26L167 25H165V29H164V27H163V19H161V10L160 9H162V8H160V6L162 7L163 6V4H167V2H166V0H143V2H144V4H145V6L146 7H143L144 5H139V4H141V3H139L140 2V0H131ZM189 1H191V0H189ZM213 1V0H212ZM232 1V0H231ZM165 2V3H164ZM200 2V1H199ZM225 2H230V0H225ZM260 2H261V0H260ZM163 3V4H162ZM202 3V2H201ZM211 5V4H210ZM210 5H207L209 8H210ZM229 5H231V4H229ZM42 6V5H41ZM45 6V5H44ZM198 6V5H197ZM141 7L142 8H144V9H141ZM207 7V8H208ZM34 8V7H33ZM205 8H206V5H205ZM204 8V9H205ZM212 8V7H211ZM211 8H210V10H211ZM264 8V7H263ZM261 9V11H262V13L264 12V9ZM33 10L34 9H32L31 11L33 12ZM131 10V11H130ZM188 10H186V11H188ZM209 10V9H208ZM207 10V11H208ZM209 10V11H210ZM35 11V10H34ZM39 11V10H38ZM37 11V13H39ZM112 11V10H111ZM194 11V12H193ZM260 11V12H261ZM41 12V11H40ZM192 12V13H191ZM26 13V12H25ZM31 15H32V17H35V16H37V18H39L38 17V15L37 14H34V12L33 13H31V12H29ZM42 13H44V12H42ZM42 13H39L40 15H41V17L42 18H40V20L42 19L43 20V17L44 16H42V15H44V14H42ZM101 13V12H100ZM164 13H165V11H164ZM34 14V15H33ZM112 14V13H111ZM264 14V13H263ZM165 15H166V13H165ZM164 15V16H165ZM209 15L210 14H208V17H209ZM28 16H30V15H28ZM167 17L169 16V15H166ZM171 16V15H170ZM183 16V15H182ZM32 17H30L31 19H32ZM47 17V16H46ZM166 17V18H167ZM226 17H227V15H226ZM36 18V17H35ZM34 18V19H35ZM102 18V17H101ZM107 18H109V17H106L105 18V21H106V19ZM174 18V17H173ZM173 18H170L169 17V20L170 19H173ZM205 18V19H206ZM227 18H229V17H227ZM254 18V17H253ZM103 20H104V17L102 18ZM101 19V20H102ZM168 19V18H167ZM166 19V20H167ZM42 20L41 21H37L36 20V23L38 24V26H36L37 24H35L34 26L37 28H39L40 29V27L42 28H44V26H43V24H44V22H45V20L47 21V19H45L44 18V22H43V24L42 25H40V27H39V23L40 22H42ZM109 20V19H108ZM166 20H165V22H166ZM196 22V25L198 26V27H201V28H197V26H195L194 25V23L193 22ZM200 21H198V22H200ZM7 22V21H6ZM105 23V22H104ZM103 23V21H102V24H104ZM3 24H5V23H3ZM8 24V23H7ZM106 24V23H105ZM104 24V25H105ZM225 24V23H224ZM227 24V23H226ZM46 25V24H45ZM104 25H102L103 27H105ZM183 25H181V27L183 26ZM222 25H223V23H222ZM235 25V24H234ZM234 25H232V29H231V31L233 32V30H234V32H236V33H238V29L240 28V27H237L236 25L234 26ZM246 25V24H245ZM257 25H259V24H257ZM2 26V25H1ZM18 25H16V27H17ZM34 26H32V28L34 27ZM94 26V25H93ZM102 26H99V28H101ZM179 26H180V24H179ZM193 26H195V28H197V29H193L194 27ZM207 27V28H204V27ZM228 26V25H227ZM231 26V25H230ZM235 28H234V27ZM241 26V25H240ZM10 27V26H9ZM31 27V26H30ZM34 27V28H35ZM103 27H102V29L101 30H103ZM108 27H109V25H108ZM122 27V26H121ZM219 27V26H218ZM245 27V26H244ZM4 28V27H3ZM27 28V27H26ZM32 28H31V30H32ZM33 28V32H34V29ZM40 29V31H39V33H41L44 29ZM98 28V30H99V32H100V29ZM182 28V29H183ZM213 28V27H212ZM231 28V27H230ZM234 28V29H233ZM249 28V27H248ZM0 29H2V28H0ZM10 29V28H9ZM19 30H22L21 29V27L20 28H18ZM27 29H30V28H27ZM38 29V30H39ZM106 28H104V30H105ZM190 29H192V30H190ZM229 29V28H228ZM227 29V30H228ZM244 29L245 28H243V32H244ZM6 30V29H5ZM18 30V31H19ZM31 30H29V31H31ZM42 30V31H41ZM175 30V29H174ZM176 30H177V28H176ZM178 30H180V29H178ZM177 30V31H178ZM184 30V29H183ZM196 30H197V32H196ZM207 30V31H208ZM215 30V29H214ZM246 30H247V28H246ZM7 31V30H6ZM15 31V30H14ZM17 30H16V32H13L12 34L14 35V33H17L18 32ZM22 31H25V32H29V31H27V30H25V28H24V30H22ZM107 31V30H106ZM193 31H194V34L195 35H193ZM203 31L204 32V34H203V32L201 33V32ZM216 31H218L217 29H216ZM231 31H230V33H229V31H227L228 32V34H230V36L232 37V34L234 33H231ZM3 32H5L4 30H3ZM3 32H1L2 34H4ZM20 32V31H19ZM17 33V35L18 34H20V35H22V36H18V37H21V40H22V38H24V34H25V32L23 33L22 32V34L21 33ZM32 32V31H31ZM33 32H32V34H31V36L33 35ZM35 32H37L38 33V31H36L35 30ZM192 32V33H191ZM196 32V33H195ZM211 32V31H210ZM9 33V32H8ZM30 33V32H29ZM37 33H35V35H37ZM39 33H38V36H39ZM45 33V31H43L42 33H41V35L38 37V39L35 37V35H34V37L37 39V40H39V42L41 43V44H44V45H46V39H45V41L43 40L44 38H46L45 36L47 35L46 33V35L44 34ZM198 33V34H197ZM202 34V36H201V34ZM216 33V32H215ZM218 33H219V31H218ZM217 33V34H218ZM235 33V34H236ZM242 33V32H241ZM42 34H44V35H42ZM98 34H100L99 35V37H100V39L98 40V39H95V40H98V41H100V48L101 47H104L105 46V44L106 43H108V42H110V40L107 42V39H109V38H107L106 39V37L107 36H105L104 34V31L103 32H100V33H98ZM107 34V33H106ZM213 34V35H212ZM220 34V33H219ZM218 34V35H219ZM12 35V36H13ZM26 35V34H25ZM30 35V34H29ZM109 35V34H108ZM131 35V36H130ZM184 35V36H183ZM198 36V37H200L201 38V40L199 39V38H197L196 37V40H195V36ZM209 35L211 36V37H213V38H211V37H209ZM261 35V34H260ZM2 36H4V35H2ZM6 36H8V35H6ZM11 36V37H12ZM28 36V35H27ZM27 36H25V39H23L25 42H27L28 40V38L31 40V37H28L27 38ZM44 36V38L42 39V37ZM224 36V35H223ZM229 36V35H228ZM229 36V37H230ZM16 37V36H15ZM17 37V38H18ZM179 37V36H178ZM181 37V36H180ZM180 37H179V39H180ZM214 37H216L215 38V40H214ZM228 37V38H229ZM230 37V39H232ZM258 37V36H257ZM263 37H264V34H263V36L261 37V39H263ZM8 38V37H7ZM6 38V39H7ZM14 38V37H13ZM17 38H14V39H17ZM33 39V37H32V40L34 41V42H36V45H35V47H38V46H40V45H38L37 46V40L36 39ZM174 38V37H173ZM177 38V37H176ZM205 38V39H204ZM3 39V38H2ZM19 40H20V38H18ZM17 39V40H18ZM88 39V38H87ZM116 39H117V37H116ZM197 39L198 40H200V41H198V42H196L197 41ZM234 39V38H233ZM243 39V38H242ZM10 40V39H9ZM12 40V39H11ZM36 40V41H35ZM44 41V43H42L41 41ZM123 40V39H122ZM218 42H217V41ZM13 41V40H12ZM147 41V45H146V47H145V49H143L142 48V45H143V47H144V44H145V42ZM173 43H172V42ZM10 42V41H9ZM19 42H21V41H19ZM19 42H15L14 41V43L15 44H19ZM38 42V43H39ZM49 42V41H48ZM97 41H94L93 43H96ZM125 42H127V43H125ZM175 42H177V43H175ZM179 42H181V41H179ZM228 42H231L230 43V45H228ZM259 42H260V40H259ZM263 42H264V40H263ZM1 44H2V46H3V42H0ZM123 43H125V44H123ZM172 43V44H171ZM184 43L186 44V45H184ZM205 43V44H206ZM216 44V46L215 45H213V44ZM1 44H0V46H1ZM9 44V43H8ZM77 44V43H76ZM117 44V43H116ZM120 44V43H119ZM243 44V43H242ZM14 45V44H13ZM12 45V46H13ZM20 45V44H19ZM24 45V44H23ZM23 45H20V47H21V50L23 49V50H25L26 48H28L29 47V45L28 44H26V48H23L24 46ZM43 45V46H44ZM93 45V44H92ZM94 45H98V42H97V44H94ZM207 45V44H206ZM211 45H213L214 47L212 48L211 47ZM218 45V46H219ZM262 45H264V44H262ZM1 46V47H2ZM17 46V45H16ZM16 46H14L13 48L15 49V47ZM23 46V47H22ZM182 46V47H181ZM202 46V47H201ZM1 47H0V50H2V49H4L3 47H2V49H1ZM4 47H5V45H4ZM31 48H28L29 50L30 49H33L32 47H34V45H32V46H30ZM34 47V48H35ZM49 47H53L51 44L48 46V48H47V46H46V51L48 50V52H45V51H43V49L45 48H43V49H33V51L35 52V50H37V51H39L41 54H43V52L45 53L44 55L46 56V55H48V53L50 52V56L51 57H53L52 56V54L53 53H55V48L53 47L52 48V50L53 51H49ZM90 47H91V43H90ZM94 46H92V48H93ZM98 47H99V45H98ZM119 46H117V48H118ZM203 47H204V49H203ZM206 47V48H207ZM38 48H42V47H38ZM123 48V47H122ZM180 48L181 50V52L178 50V49ZM230 48V47H229ZM6 49V48H5ZM94 49V48H93ZM119 50H120V47L118 48ZM208 49L209 48H207V51H208ZM211 49H209V52L211 53ZM249 49V48H248ZM252 48H250L249 50H251ZM20 50V51H21ZM22 50V51H23ZM40 50H42L43 52H41ZM95 50H97V48H95ZM94 50V51H95ZM101 51H99V49H98V52L97 51H95L97 54H95V53H93L94 54V56L96 57L97 55H99L100 54V57H102L101 55V52L102 51H104V49L102 50V48L100 49ZM126 50V49H125ZM249 50L248 51H246L245 50V53L246 54H244V51H243V54L244 55H249L248 54V52H249ZM19 51V50H18ZM17 51V52H18ZM32 51V50H31ZM180 53H179V52ZM214 51H216V50H213V52ZM219 51V50H218ZM217 51V52H218ZM236 51V50H235ZM253 51H255V49L253 50ZM100 52V53H99ZM121 52H122V50H121ZM125 52V51H124ZM131 52H134V54L131 56ZM224 52V51H223ZM233 52V51H232ZM250 52H252V51H250ZM25 53V52H24ZM24 53H23V55L22 56H24ZM37 54H39L38 52H36ZM47 53V54H46ZM52 53V54H51ZM99 53V54H98ZM116 53V52H115ZM219 53H220V51H219ZM222 53V52H221ZM259 53L260 52H258V49H256V52H252L251 53V56L253 57H250L251 59H253L254 61H255V59L256 58H259L260 57V60H261V56H258L259 55ZM122 54H124V53H122ZM206 54H207V52H206ZM223 54V53H222ZM236 54V53H235ZM255 54V57L253 56ZM40 55V54H39ZM90 55V54H89ZM215 54H213V56H214ZM240 55V54H239ZM242 55V54H241ZM40 56H42L41 58H39V59H36L37 57H38V55H36L35 56V58H34V61L33 62H35L34 64H37V63H42L43 62V65H44V63L45 62H47V63H45L46 64V68H47V70H49V68H51L52 67V69H53V62H55L54 60V58H52L51 59V57L49 56V59H47L48 58V56H44L46 59H47V61H44L45 60V58L43 57V55H40ZM39 56V57H40ZM54 56H55V54H54ZM87 56V55H86ZM119 56V55H118ZM134 56V57H133ZM204 56V57H203ZM238 56V55H237ZM243 56V55H242ZM242 56H240V57H238L239 59L237 60L236 59V61H239V62H236V66L238 67V70H241L242 69V71H240V74L239 75H241V73H242V75L243 76H245V75H249V73H251V74H253V73H255V74H253L254 75V77L256 76V78H254V79H256V81H257V85L256 86H254L256 83H250V84H253V85H251V86H254V88H252V89H255L254 91V93L253 94H259V96H260V93H258V92H260V89H262V88H259V87H261V86H259L260 84H262V83H264L263 81H264V68H263V66H264V64L263 63H261L260 64V66L257 64L258 63V61L257 62H254V61H249V59H248V62L246 61L245 62V60L246 59H244V58H247V56H243V58H242ZM257 56V57H256ZM26 56H24V62L25 63H23L24 65H23V67L25 66V65H27V62H26V60L28 61V58L29 57H27V58H25ZM88 57V56H87ZM103 57H104V55H103ZM102 57V58H103ZM122 57V56H121ZM121 57H118L119 59L121 58ZM133 57V58H132ZM114 58V57H113ZM236 58V57H235ZM255 58V59H254ZM41 59H42V61H41ZM116 59V58H115ZM123 59H124V57H123ZM215 60H216V58H214ZM213 59V60H214ZM229 59V58H228ZM242 59H244L243 61H242ZM49 60V61H48ZM53 60V61H52ZM95 60V59H94ZM99 60V59H98ZM107 59H105V61H106ZM29 61H31V60H29ZM38 61V62H37ZM40 61V62H39ZM51 61V63H49ZM90 61H92L93 62V58L91 57V60ZM102 61V60H101ZM104 61V60H103ZM102 61V62H103ZM207 61V62H206ZM228 61V60H227ZM227 61H226V63H227ZM96 62V61H95ZM98 62V61H97ZM263 62V61H262ZM49 63V64H48ZM94 63V62H93ZM100 63V62H99ZM225 63V62H224ZM256 65H255V64ZM29 64H30V62H28V66L26 67V68H28V69H31V68H29ZM34 64L33 63H31L30 64V66L32 67V70H33V68L35 67V66H38V65H35L34 66ZM52 66H51V65ZM97 64V63H96ZM106 64V63H105ZM107 64H109V63H107ZM213 64V66L215 67V65ZM230 64V63H229ZM33 65V66H32ZM42 65V64H41ZM41 65H39V66H41ZM48 65H50V66H48ZM74 65V64H73ZM194 65H198L197 67L199 68V69H196V68H193V66ZM226 65V64H225ZM224 65V66H225ZM235 65V64H234ZM263 65V66H262ZM38 66V67H39ZM45 66V65H44ZM49 68H48V67ZM96 66V65H95ZM101 66V65H100ZM190 66H192L191 68H193L194 70L196 69V72L192 69V72H190V70H189V68H190ZM223 66V65H222ZM223 66V67H224ZM232 66V65H231ZM259 66V67H258ZM98 67V66H97ZM102 67H104L103 65H102ZM101 67V68H102ZM189 67V68H188ZM195 67V66H194ZM206 67V68H205ZM226 67V66H225ZM37 68V67H36ZM105 68V67H104ZM200 68H204V70H206L207 68L209 69H207V71H209V73H208V76H204V74L206 73V71H205V73L204 74H202V76H204V81H205V79H207V77H208V80H206V81H208V84H204V85H202L203 84V81H202V79L200 80L199 79V82H198V80H196V74L195 73H197V72H200V71H198V70H200ZM260 68H261V70H260ZM51 69V70H52ZM84 69H86V68H84ZM96 69V68H95ZM98 69V68H97ZM107 69V68H106ZM212 69V70H211ZM230 69H231V67H230ZM233 69H237V68H234L233 67ZM88 70H90L89 68H88ZM87 69H86V72L88 71ZM202 70V69H201ZM203 70V71H204ZM225 70V69H224ZM23 71H24V69H23ZM34 71V70H33ZM32 71V72H33ZM50 71V70H49ZM54 71V70H53ZM75 71V70H74ZM93 71V70H92ZM91 71V75L95 78V76H97L98 75V73H100V72H98L97 73V75L94 73V72H92ZM27 72V71H26ZM28 72H30V71H28ZM27 72V73H28ZM39 72V71H38ZM78 72V71H77ZM85 72V73H86ZM90 72V71H89ZM215 72H216V70H215ZM224 72V71H223ZM48 73V72H47ZM85 73H83V76H84V74ZM88 73V72H87ZM95 74V76L93 75V74ZM105 73H107V72H105ZM207 73H206V75H207ZM220 73V72H219ZM33 74V73H32ZM32 74L30 75V77L32 76ZM50 74V73H49ZM75 73H73V75H74ZM79 73H77V75H78ZM110 74H111V76L114 78V79H111L112 77L110 76ZM221 74V73H220ZM72 75V76H73ZM76 74H75V77L77 76ZM90 75V74H89ZM105 75V76H104ZM214 75V76H213ZM216 75V76H215ZM225 75V74H224ZM50 76V75H49ZM49 76H48V78H49ZM54 76H55V74H54ZM54 76L53 75H51V78L53 77L54 78ZM71 76V77H72ZM109 76L111 77V78H109ZM243 76H242V78H243ZM30 77H28V75H27V78H26V76H25V78H26V81H27V79H29ZM56 77V76H55ZM86 77H88V76H86ZM85 77V78H86ZM90 77V76H89ZM91 78V79H93L94 80V78ZM216 79H215V78ZM74 78V77H73ZM78 78H80V77H78ZM99 78V79H100ZM200 78H202V77H200ZM248 78H249V76H248ZM32 78H30V80H31ZM76 79V78H75ZM87 79V78H86ZM89 79V78H88ZM87 79V80H88ZM109 79H111V80H109ZM214 79H215V81H216V83H214ZM1 80V79H0ZM29 80V81H30ZM36 80V79H35ZM78 80V79H77ZM80 80V79H79ZM96 80V79H95ZM213 80V81H212ZM220 80H221V78H220ZM251 80H252V78H251ZM251 80H248V81H251ZM259 80H261L262 81V83H260V81ZM2 81V80H1ZM25 81V80H24ZM33 81V82H32ZM31 82H32V84L35 82L34 81V79L32 80ZM51 81V80H50ZM55 81V80H54ZM53 81V82H54ZM205 81V82H206ZM28 82V81H27ZM30 82V83H31ZM38 81H36L35 83H37ZM52 82V83H53ZM94 82V81H93ZM96 82V81H95ZM99 82H102V81H100L99 80ZM200 82H202L201 84H198V83H200ZM204 82V83H205ZM258 82L260 83V84H258ZM34 83V84H35ZM91 83H92V80H91ZM207 83V82H206ZM221 83V84H220ZM2 84V82H0V85ZM5 84V83H4ZM90 84V83H89ZM103 84V83H102ZM105 84V83H104ZM103 84V85H104ZM183 84H185V85H187V86H185V85H183ZM221 85V87H220V85ZM250 84L249 83H246V85H249V87H250ZM92 85H90V86H92ZM182 85L183 86H185V87H183V89L181 88L182 87ZM200 85V86H199ZM263 85V84H262ZM198 88H197V87ZM202 86V87H201ZM205 86V87H204ZM217 86H219L220 87V89L217 87ZM188 87V88H189ZM225 87V86H224ZM90 88V87H89ZM98 88V89H97ZM202 89V90H200V92L198 93V95H195V94H197V92L199 91L198 89ZM205 88H206V90H205ZM216 88H217V91H216ZM91 89V88H90ZM93 89V88H92ZM182 89V90H181ZM204 89V90H203ZM218 89L220 90L219 91V97L220 98H218ZM33 90V89H32ZM185 90V91H186ZM190 90H192V91H190ZM43 92V91H42ZM45 92V91H44ZM96 92V91H95ZM222 93H223V91H221ZM216 93V94H215ZM94 95H95V98H96V94L95 93H93ZM191 94H193V93H191ZM32 95V96H31ZM188 95V94H187ZM202 96H204V95H206V93L205 94H201ZM200 95V96H201ZM215 95H216V97H215ZM227 95H229V94H227ZM48 96H50V97H48ZM52 96V97H51ZM192 96V97H193ZM201 96V97H202ZM225 96V95H224ZM237 96H239L238 94L236 95V97H235V99H238L239 97H237ZM97 97V98H98ZM201 97H198V100L196 101L197 103H195V105L193 106L194 108L195 107H197V106H199V107H197V108H195V109H198V108H200V105H203V104H201L200 102L202 101L201 100ZM226 97H228V96H226ZM229 97H230V95H229ZM96 98V99H97ZM102 98V99H101ZM168 98L169 99H172L171 101L169 100L168 101ZM187 98V97H186ZM199 98H200V102H199ZM243 98V97H242ZM39 99H41V100H39ZM94 99V98H93ZM167 99V100H166ZM228 99V100H227ZM234 99V97L232 98V100ZM234 99V101H238V100H235ZM240 99H241V97H240ZM250 99H251V97H250ZM249 99V100H250ZM44 100V101H43ZM252 100V102H253V104H252V102H251V105L254 107L255 106V104L256 103H254V101H256V99H254L253 100V98L251 99ZM40 101H43V104L44 103H47L48 105H49V103L50 102H54L53 104H54V109H53V106L51 107V104L48 106V105H46V104H42V102L40 103ZM49 103H48V102ZM169 103H168V102ZM174 101H175V99H174ZM27 102V101H26ZM166 102V103H165ZM173 102V101H172ZM171 102V103H172ZM192 102V101H191ZM193 102V103H194ZM203 102V101H202ZM249 103H250V101H248ZM257 102V101H256ZM93 103V102H92ZM193 103L191 104V105H193ZM230 103H232V104H230ZM37 104V105H36ZM42 104V105H41ZM52 104V105H53ZM183 104V103H182ZM235 104H237V102L235 103ZM31 105V106H32ZM184 105H186L185 103H184ZM239 105V104H238ZM64 106V105H63ZM188 106V105H187ZM190 106V105H189ZM249 106V105H248ZM251 106V107H252ZM51 109H53V111L55 110V112H60V113H62L63 114V112L65 113V114H61L62 115V118H61V120L63 119V120H65L64 121V123H60L61 124V127L63 126V128L62 129H60V127H59V129H58V127H54V128H52L53 126H56V124L55 123H52V122H50V120H48V119H51L50 117H51V115L52 114H54L55 112H53V113H51L52 112V110H49L50 108ZM61 107V108H60ZM71 107V108H70ZM85 107V106H84ZM191 107V106H190ZM205 107H206V109H205ZM184 108V107H183ZM183 108H182V110H181V113L183 112ZM242 108V107H241ZM248 107L246 106V109H247ZM187 109V108H186ZM186 109H184V111H186ZM189 110L191 109V108H188ZM187 109V110H188ZM63 112H62V111ZM240 110V109H239ZM237 111V113H240V111ZM242 110V109H241ZM66 111V112H65ZM164 111V112H163ZM169 111V110H168ZM34 112V113H33ZM49 112H50V114H49ZM180 112V111H179ZM189 112V111H188ZM187 112V113H188ZM191 112V111H190ZM197 112V113H198ZM242 112V111H241ZM58 113H55L54 114V116H55V118H56V116L58 115ZM60 113H59V115L58 116H60ZM159 113V114H158ZM198 113V115L200 116V115H202V114H199ZM201 113H203V112H201ZM205 113V112H204ZM204 113H203V115H204ZM233 113H235V114H233ZM184 114V113H183ZM189 114V113H188ZM194 114H196V113H194ZM209 114V115H210ZM232 114H233V116H232ZM48 115H50V116H48ZM160 115L161 116V118L159 119V117L158 116ZM191 115V114H190ZM198 115H196V116H198ZM205 115H208L207 113H205ZM242 115V114H241ZM48 116V117H47ZM58 116H57V118H58ZM183 116V117H182ZM182 116H180V117H182L181 118V120L183 121L184 119V124L186 123V122H188V120L189 121H192L191 119H190V117L188 116V117H186V118H184V115H182ZM185 116H187V114L185 115ZM196 116H195V118H196ZM212 116V117H213ZM243 116V115H242ZM34 117H33V119H34ZM203 117V116H202ZM241 117V116H240ZM47 118V119H46ZM117 118V119H118ZM184 118V119H183ZM189 118V119H188ZM200 118H201V116H200ZM199 118V119H200ZM211 118V117H210ZM236 118V117H235ZM238 118V117H237ZM123 119V118H122ZM123 119V120H124ZM177 119V118H176ZM175 119V120H176ZM178 119H180V118H178ZM177 119V120H178ZM192 119H193V121H194V117L192 116ZM198 119V118H197ZM203 119H204V117H203ZM242 119V118H241ZM240 119V120H241ZM247 119H249V118H247ZM166 120V119H165ZM173 121V122H176V121ZM181 120H179V121H181ZM200 120H202V119H200ZM199 120V121H200ZM213 120H215L214 118H213ZM212 120V121H213ZM217 120V119H216ZM125 121V120H124ZM181 121V122H182ZM193 121L192 122H190V123H192V126H193ZM197 121V120H196ZM211 121V122H212ZM233 121H236L235 123H233ZM244 121V120H243ZM253 121V120H252ZM251 121V122H252ZM58 122H60V120L58 121ZM62 122V121H61ZM113 122V121H112ZM180 122V123H181ZM168 123V124H167ZM177 123H179V122H177ZM189 123V122H188ZM188 123H186V124H188ZM189 123V124H190ZM213 123V122H212ZM213 123V124H214ZM257 123V122H256ZM50 124H53V126H51ZM194 124H196V123H194ZM197 124H199V123H197ZM216 124V125H217ZM247 124V125H248ZM254 124V123H253ZM264 124V123H263ZM37 125H36V127H37ZM83 125V126H82ZM102 125V124H101ZM130 125V124H129ZM181 125V124H180ZM260 125V124H259ZM51 126V128L52 129H54V130H52V131H48L49 130V127ZM100 128H99V127ZM135 126V127H134ZM179 126V125H178ZM182 126H183V124H182ZM184 126H190V125H184ZM197 126H200V125H196V127ZM202 126V125H201ZM257 126V125H256ZM261 126H263V125H261ZM78 127V128H79ZM129 127V128H130ZM264 127V126H263ZM55 128H57V129H55ZM182 128V129H181ZM180 129L181 130H183V128H185V127H181ZM261 128V127H260ZM77 129V128H76ZM80 129V128H79ZM131 129V128H130ZM198 129V128H197ZM201 129V127H199V130ZM248 129V128H247ZM251 129V128H250ZM63 130V131H62ZM65 130H67V128L65 129ZM141 130V129H140ZM139 130V131H140ZM156 130L154 131L155 133H156ZM161 130V131H162ZM39 131H42V132H39ZM56 131V132H55ZM62 131V133L61 134H59L60 132ZM67 131H69V130H67ZM160 131V132H161ZM247 131V132H246ZM262 131L264 132V130L262 129ZM59 132V133H58ZM64 132V133H63ZM70 132H66V134H70ZM159 132V133H160ZM262 132V133H263ZM158 133V134H159ZM249 133V132H248ZM157 134V135H158ZM161 134V133H160ZM159 134V136H162V135H160ZM253 134H256V135H253ZM39 135V134H38ZM164 135V134H163ZM204 135V134H203ZM244 135H246V137H249V138H247V139H249L248 141L249 142H247V139H246V141H244V138H246ZM257 135H259L258 137H257ZM36 136V135H35ZM202 136V135H201ZM206 136V135H205ZM254 136L255 137H257L256 138V141H255V138H254ZM263 136V135H262ZM261 136V137H262ZM37 138H38V136H36ZM181 137V136H180ZM180 137L178 138V139H180ZM251 137V138H250ZM42 139L44 138V137H41ZM41 138L39 137L38 139H39V141L41 140ZM202 137H200V140H202L201 142H203V140L204 139H201ZM204 138V137H203ZM210 138V137H209ZM192 139V138H191ZM191 139L189 138L188 139V145H191L190 147L188 146V148H190L189 150L191 151V150H193L195 147H194V144H191V142H189V141H191ZM212 139V138H211ZM263 139L264 138H262V139H260L262 142H263ZM34 140H37V139H35L34 138ZM181 141H182V139H180ZM43 141V140H42ZM42 141H40L41 143H42ZM253 141H255V142H253ZM206 142V141H205ZM204 142V143H205ZM208 142H210V141H208ZM260 142V141H259ZM262 142H260L259 144H257L258 146V148L256 149V150H258L257 151V153L255 152V155L257 154L258 156L260 155L259 153L261 152V151H259V145H262V146H264L263 144H264V142H263V144H262ZM193 143V142H192ZM206 144V143H205ZM204 144V145H205ZM214 144V143H213ZM212 144V145H213ZM224 145V147H222L223 145ZM176 145H177V147H176ZM178 145H179V143L178 144H175V146L174 147H176L177 149H175L177 152H178V150H179V148H178ZM215 145V144H214ZM179 146H181L182 147V145H179ZM187 146H186V148H187ZM194 148H193V147ZM200 146H201V148H200ZM199 146V148L202 150L203 148H202V146H203V143H201V145ZM205 146H207V144L205 145ZM204 146V148H207V147H205ZM211 146V145H210ZM238 146V147H237ZM252 146H254V145H252ZM251 146V147H252ZM256 146V145H255ZM209 147V146H208ZM216 147V146H215ZM221 147H222V150H221ZM237 147V148H236ZM244 147V146H243ZM187 148V149H188ZM213 147L211 146V149H212ZM249 149H250V147H248ZM263 149H264V147H262ZM262 148H260V149H262ZM186 149V150H187ZM209 149H210V147H209ZM208 149V150H209ZM252 149H254V151H256L255 150V147H253V148H251V150ZM189 150H188V152L187 153H185V154H191L192 156L194 155L193 153V151H191V152H189ZM200 150V151H201ZM245 150H247V149H245ZM175 151V152H176ZM199 151V152H200ZM204 151H205V149H204ZM211 151V150H210ZM253 151V152H254ZM177 152H176V154H177ZM247 152V151H246ZM213 153V152H212ZM248 153H250L249 151H248ZM247 153V154H248ZM175 154V155H176ZM202 154V156H200L201 157V159H200V157L199 156H197L198 154H196V156H197V158L199 157V159H200V163H201V165H206V163L204 164V162H206L207 161V163H208V160H207V158H205L204 157V155L205 154H203V150L201 151V153H200V155ZM235 154V155H234ZM244 154V156H245V152L243 153ZM188 155H186L187 157H189ZM241 156L242 155V152L241 153H239L237 156ZM237 158V159H235V157ZM239 156V159L241 158ZM244 156H242V158H245ZM248 155H246V158H248L247 157ZM174 157V160H175V158H176V156H173ZM178 157V156H177ZM207 157V156H206ZM253 157V156H252ZM251 157V158H252ZM254 157H256V156H254ZM195 158V157H194ZM241 158V160H243ZM251 158H248V159H251ZM256 158H258V159H256L255 160V158H253V160H255V162L254 163H256L257 162V164H255V166L254 165H251L252 167H254V168H256L257 169V165H261L262 167H261V169H260V167H258L259 169H260V171L263 169V172H264V154H261L260 155V157H256ZM204 162H203V161ZM206 160V161H205ZM241 160H240V163H241ZM257 160H259V161H257ZM195 161H196V159H195ZM203 162V164H202V162ZM232 161V162H233ZM245 161H246V159H245ZM248 161H250V160H248ZM251 161H252V159H251ZM237 162H238V160L236 161V162H234V165L236 164L237 166H235V167H238V168H236L235 170H238L239 169V172H241V171H243V167L245 166V165H248V163H246L245 164V162H244V166H242L243 165V163H241L242 165H239V162H238V164H237ZM253 162H252V164H253ZM225 163V164H224ZM259 163H261V164H259ZM222 164H224V166L222 167ZM233 164V163H232ZM251 164V163H250ZM250 164H249V166H250ZM128 165H130V164H128ZM208 165V164H207ZM221 165V166H220ZM230 165V166H229ZM242 166V168H240L239 166ZM233 166V165H232ZM251 166L250 167H247L248 169H251ZM138 167V166H137ZM225 167V168H224ZM246 167V166H245ZM128 168V167H127ZM136 168V167H135ZM134 168V169H135ZM233 168H234V166H233ZM246 168V170L248 171V169ZM230 169V168H229ZM240 169H241V171H240ZM259 169H257L258 171H259ZM128 170H130V172H132L133 171V169H128ZM132 170V171H131ZM252 170V169H251ZM250 170V171H251ZM256 170V171H257ZM137 171V170H136ZM255 171V169L253 170V172H252V175L253 174H255V176H258L259 178L262 176V174H263V176H264V173H262V172H258V174L259 175H257V172ZM0 172H1V169H0ZM130 172H128L127 171V174H126V176L124 177L123 175H118L119 176V178H117L118 176H116V174H113V176L115 175V179L116 180H114V179H112V181L114 180L115 182H112V183H114L115 185L117 184V186H121V187H117L116 186V190L114 189L115 188V186L113 185H109L110 183H111V181L109 180V179H107V181L108 182H110L107 186H110V187H107V189H106V193H107V191H109V193L108 194H106V193H104V189L102 190V186H104L105 184H107L106 182L104 183L103 181L101 182H99L101 185H99V186H101V188L99 189V190H102L103 191V193L104 194H106V196H104L105 197V199H103L104 197H103V195L104 194H102V196H99L101 193H102V191L100 192L99 190H98V192H100V194H96V192L94 191V190H90V192H88V191H86V194L88 193V196H87V198L85 199V201L83 202V197H81V199L80 200H82V202L85 204L86 203V205H84L81 201H80V204H83V206H78V205H80V204H76V205H74V206H77V207H80V210H76V211H71V212H68V213H66L68 210H65L66 208H64V206L62 205V207H63V209L65 210V212L63 211V210H61V208L60 209H58L59 207H60V205H58L57 204V202L59 203V201H52L53 199H54V197H52L53 199H51V200H42L43 198H40L41 196H39V195H36V196H39L38 198H36V197H34V198H36V199H34L33 198V196H29L28 194L29 193H25V189L23 190L22 189V187L21 188H19V186L18 187H15L14 189H13V192H11V193H13V195L11 196V194L9 195V191H8V187L7 188H3L2 186H1V184H0V264H37L38 262L39 263H43V264H51L52 263V260L53 259H55V260H53V263L55 264V261L57 260V259H61L62 257L64 258V260H62L61 261V264L63 263L64 264V262H65V264H75V262H74V259H75V257H77L78 255L79 256H81L80 254L82 253V250L81 249H83V248H80L81 247V245L79 246L78 245V247H79V249L81 250H78L77 248V244L76 243H78V244H81V242L79 243L78 241H80V240H78V239H80L81 237H80V235H81V231H84L83 233V236L84 235H93V233H94V231L92 230V231H90L91 229H93L92 228V226H93V223L92 222H94L93 220H95L96 219V221H98V223L100 222V221H102V219L104 218V217H106V214H108V213H110L109 211H111L110 209H109V207L110 206H114V204L115 205H117V203L119 202L120 204H121V202L124 204V205H122V206H125V205H128V206H134L136 203H138V201L140 202V200H142L143 199V197L142 198H140L141 196H142V192H141V190H139L140 192H136V190L135 189H137L138 187H139V184H140V179L138 180V179H136L139 175H137L135 178H134V174H130ZM180 172V171H179ZM230 172V171H229ZM235 172V171H234ZM237 172V171H236ZM243 172H245V171H243ZM130 174V176H129V174ZM132 173H134V172H132ZM184 173V170H183V172L181 173V174H183ZM227 173V172H226ZM225 173V174H226ZM231 173V172H230ZM229 173V174H230ZM248 173V172H247ZM197 174V173H196ZM196 174H195V176H196ZM202 174V175H203ZM237 174V173H236ZM136 175V174H135ZM177 175V174H176ZM228 175V174H227ZM232 175V174H231ZM249 176L251 175V174H248ZM113 176H111V177H113ZM121 176H123L122 178H121ZM131 176L135 179H133V178H131ZM179 176V175H178ZM216 176H217V179H216ZM244 176V175H243ZM247 176V175H246ZM198 177V178H199ZM231 177V176H230ZM245 177V176H244ZM252 177H254V176H252ZM252 177H250V178H252ZM131 178V179H130ZM193 178V177H192ZM199 178V179H200ZM243 178V177H242ZM264 178V177H263ZM262 178V179H263ZM254 179V178H253ZM175 180V179H174ZM245 180V179H244ZM258 180V179H257ZM257 180H256V182H257ZM261 180V179H260ZM105 181V180H104ZM122 181V184L124 185H120V182ZM137 181H138V183H137ZM200 181V180H199ZM215 181V182H214ZM239 181V180H238ZM237 181V182H238ZM253 181L255 182V179L254 180H252V183L250 182H248V184H246V185H249V187L251 188V189H253L251 186H250V184H254L253 183ZM150 182V181H149ZM175 182V181H174ZM243 182H245V181H243ZM98 183V184H99ZM146 183V182H145ZM163 183V182H162ZM245 183H247V182H245ZM244 183V184H245ZM4 184V183H3ZM14 184V183H13ZM138 184V185H137ZM141 184H143L142 182H141ZM149 184V183H148ZM173 184V183H172ZM240 184H241V178H240ZM243 184V183H242ZM16 185V184H15ZM190 185V184H189ZM238 185H239V183H238ZM246 185H242L243 187H244V191H242L241 190V188H239V190H238V188H237V190H238V192L241 190L242 192H244L245 193V191H250L251 192V190H249V189H246L247 187H246ZM4 186H5V184H4ZM14 186V185H13ZM98 186V185H97ZM98 186V187H99ZM125 186H126V188H125ZM138 186V187H137ZM140 186H142V185H140ZM147 186V185H146ZM254 186H255V184H254ZM98 187H96V188H98ZM124 187V188H123ZM136 187V188H135ZM148 187V186H147ZM160 187V186H159ZM171 187V186H170ZM191 187V186H190ZM204 187V188H205ZM246 187V188H245ZM117 188L119 189V190H122L123 191V189L126 191V193H128V195H129V193L130 192H132V193H130V195L131 194H133V197L135 198L136 197V195L137 194H141V195H137V197L134 199V198H132V195L131 196H128L127 198H126V193L123 191V193H122V191H121V193H122V196L124 197L123 198V200H120V199H122L121 198V193H119V192H117L118 190H117ZM121 188H123V189H121ZM164 188V187H163ZM203 188V187H202ZM208 188V189H207ZM86 189H88V188H86ZM85 189V190H86ZM109 189V190H108ZM166 189H169V187H167ZM255 189V188H254ZM254 189H253V191H254ZM83 190V189H82ZM82 190H81V193H82ZM110 190H112V191H110ZM36 191V190H35ZM94 191V192H93ZM116 191V192H115ZM133 191H135V192H133ZM143 191V190H142ZM207 191V192H208ZM209 191V194L211 193ZM247 191V193H249ZM9 192V193H8ZM144 192V191H143ZM166 192H167V190H166ZM168 192H169V190H168ZM207 192H205V193H207ZM38 193V192H37ZM80 193V191H79V193L78 194H81ZM112 193H114V195L115 196H113V194ZM118 193H119V196H118ZM125 193V194H124ZM136 193V194H135ZM83 194V193H82ZM85 194V193H84ZM236 195H240L239 197L238 196H234V194H233V199L232 198H229V200L227 201V199H226V203H228V205H229V201H234L236 204H234L233 205V201H232V206L230 207V208H228V205H226L225 204V202H224V207H223V205H221V207H223L222 208V210L224 211V208L226 209V211L225 212H231L232 213V211H234V212H236V205H240L239 204V202H241V200H240V197L242 196V198L244 197V194L242 195V193L240 194V193H235ZM135 195V196H134ZM207 195V194H206ZM205 195V196H206ZM231 195V194H230ZM245 195H246V193H245ZM81 196V195H80ZM79 196V197H80ZM98 196H99V198H98ZM208 196V195H207ZM207 196H206V198H207ZM232 196V195H231ZM31 197V198H30ZM85 197V196H84ZM103 197V198H102ZM116 197V198H115ZM118 197H120V198H118ZM130 197L132 198V199H134V200H137V201H133L132 202V199H130ZM235 197V198H234ZM41 200H40V199ZM48 198V197H47ZM101 198V199H100ZM117 198L119 199V201L117 200ZM125 198L127 199V201L125 200ZM128 198L130 199V201H131V203H133V204H130V201L128 200ZM140 198V199H139ZM204 198V197H203ZM227 198V197H226ZM32 199H34V201L32 200ZM37 199H39V200H37ZM87 199H89L88 201H87ZM96 199H98V200H96ZM99 199L100 200H104V201H100L99 203H98V201H99ZM139 199V200H138ZM232 199V200H231ZM114 200H115V203L113 204L112 202H114ZM117 200V201H116ZM219 200V199H218ZM223 200V199H222ZM225 200V199H224ZM14 201V202H13ZM42 201V202H41ZM45 201H46V204H43V202L45 203ZM50 201H52L51 202V204L50 203H47V202H50ZM96 201H97V203H96ZM124 201H126V202H124ZM205 201V200H204ZM16 202V203H15ZM73 202V201H72ZM87 202H88V204H87ZM112 203L109 207H108V205H109V203ZM117 202V203H116ZM54 203V204H53ZM70 203V202H69ZM76 203V202H75ZM118 203V208H119V204ZM127 203V204H126ZM242 203V202H241ZM33 204H35V205H37L36 207H37V211H36V213L38 214V217H36L37 216V214L36 213H34L33 215L35 216V218L33 217V218H26V217H24V219L22 218V219H20V217L18 216L20 213L19 212H21V211H19L18 212V210L16 209L17 207H19V208H21V207H23V209H22V213H24V212H27V213H29L28 212V210H26V209H28L30 206H32ZM47 204H50V205H52V207L50 206V205H47ZM58 205V208L56 207V205ZM59 204H61V202L59 203ZM220 204V203H219ZM222 204V203H221ZM53 205H55L54 207H53ZM69 205H72L71 203L69 204ZM73 205L71 206V209H72V207L73 208H75ZM136 206V205H135ZM135 206L133 207V209L135 208ZM150 206V205H149ZM216 206V205H215ZM214 206V207H215ZM218 207H219V205H217ZM55 207H56V209H55ZM70 207V206H69ZM68 207V208H69ZM116 207V206H115ZM114 207V208H115ZM120 207H121V205H120ZM213 207V206H212ZM213 207V208H214ZM218 207H215V208H218ZM52 208H54V209H52ZM111 208V207H110ZM117 208V207H116ZM202 208V207H201ZM227 208L228 209H230V210H232V211H230V210H227ZM77 209V208H76ZM204 209V208H203ZM238 209V208H237ZM207 210V209H206ZM208 210H210V211H212V215L211 214H209L208 213V215H211V217L212 218H214L215 217V215H216V213L217 212H213V210L214 209H208ZM218 210V213H217V217L216 218H218L219 216H221L220 215V211H221V213H222V210H220L219 211V209H217ZM216 210V211H217ZM18 212V215H17V213L16 212ZM203 212H201V213H205V215H206V212L204 211V210H202ZM210 211H208V212H210ZM16 214H15V213ZM111 212H113V211H111ZM224 212V213H225ZM233 212V213H234ZM21 213V214H22ZM196 213H198V212H196ZM213 213H215V214H213ZM237 213H239V212H236V213H234V214H237ZM20 214V215H21ZM194 215H196L195 213H193ZM219 214V215H218ZM25 215V214H24ZM28 215V214H27ZM42 216V218H40L41 216ZM202 215V214H201ZM205 215L203 214L201 217L203 218H205ZM197 216V215H196ZM222 216H223V214H222ZM221 216V217H222ZM238 216V215H237ZM19 217V218H18ZM200 217V216H199ZM199 217H196V218H199ZM201 217H200V221L198 220V219H196L194 216L192 217L193 219H195V220H197V221H194L195 223H200L201 221H202V219H201ZM209 217L210 216H208V221L209 220H211V222L212 223H214L212 220V218H210L209 219ZM26 218V219H25ZM219 219V218H218ZM185 219H182V221H181V224H182V222H185L184 221ZM214 220H216L217 221V219H215L214 218ZM204 221H205V219L202 221L203 223H201V224H199L200 225V228H199V226L197 227V225L198 224H196V226L194 227V229L193 228H191V234H190V232L188 233V234H186V235H189L190 236V238L191 237H196V236H198L197 235V233L199 232V231H195V230H198V229H196V227L197 228H199V230L201 231L202 230V228L204 227V230L207 228H209V227H207L208 225L209 226H211V225H214L215 226V223L214 224H212L210 221V223L207 221V223H208V225L205 227V226H203V225H206L205 223H206V221H205V223H204ZM102 222H105L104 220L102 221ZM92 223V224H91ZM193 223V222H192ZM195 223H193L194 225H195ZM100 224H102V223H100ZM103 224H105V223H103ZM193 224H191V226L193 225ZM203 224V225H202ZM90 225H92V226H90ZM109 225V224H108ZM107 225V226H108ZM193 225V226H194ZM201 225L203 226V227H201ZM90 227L89 229L87 228V227ZM105 226V225H104ZM107 226H105L106 228H111L110 227V225L107 227ZM184 226V225H183ZM190 226V227H191ZM192 226V227H193ZM104 227V229L105 230H108V229H106ZM189 227V226H188ZM189 227V228H190ZM86 228L88 229V233L89 234H86L87 233V230H86ZM211 228V227H210ZM212 228H213V226H212ZM212 228L209 230L208 229V231H210V232H208V233H211L213 230H212ZM193 229V230H192ZM190 230V229H189ZM189 230H186V233L189 231ZM104 231V230H103ZM192 231H194L195 232V234H193L194 232H192ZM207 231V230H206ZM205 231V232H206ZM86 232V233H85ZM97 232V231H96ZM106 232V231H105ZM108 232V231H107ZM197 232V233H196ZM205 232H203V230L201 231V232H199L198 234L200 235V233H202L201 235H202V237H205L206 238V236L204 235V234H207V232L205 233ZM222 232V233H221ZM221 232H219V233H221V235L223 234V231H221ZM204 233V234H203ZM218 233V234H219ZM225 233V232H224ZM90 235V236H91ZM96 235V234H95ZM94 235V236H95ZM98 235V234H97ZM191 235H194V236H191ZM196 235V236H195ZM200 235V236H201ZM204 235V236H203ZM210 235V237H212V234H209ZM214 236V235H213ZM216 236H218V235H216ZM219 236H220V234H219ZM79 237V238H78ZM87 237V236H86ZM207 238H208V234H207ZM217 238V237H216ZM192 239V238H191ZM209 239V238H208ZM78 240V241H77ZM192 244V246L191 247H193L194 246V244L191 242L190 244H189V246ZM77 247V248H76ZM187 248H189L188 247V244H187V246H186ZM185 247V248H186ZM236 247V246H235ZM234 247V248H235ZM76 249L78 250V251H76ZM193 249L194 248H192V250H191V248H190V251H189V249H188V252H186L187 251V249H185V251L184 252H186V253H178V255H180L181 254V257L182 258H180V259H178L181 263H179V264H190V261H192L191 259L192 258H194L195 256V250L193 251ZM235 249H237V247L235 248ZM184 249H181V251H183ZM215 250H218V249H215ZM74 251H76V252H74ZM80 251V252H79ZM219 251V250H218ZM60 252V253H59ZM78 252V253H77ZM217 253V252H216ZM76 255V256H75ZM59 256V258H57ZM54 257V258H53ZM51 258H53V259H51ZM60 259L58 260V261H56V264L60 261ZM76 259H79V257L78 258H76ZM82 259V258H81ZM101 260H104V258L102 259H100V262L103 264L104 262H102ZM76 262L78 261V263L77 264H79L80 263V260H75ZM222 261H224V259L222 260ZM222 261H220L219 260V262H217V264H221L222 263ZM226 261V260H225ZM100 262H99V264H100ZM107 262V261H106ZM104 263V264H108V263ZM198 262V261H197ZM200 262H202V259L200 260ZM221 262V263H220ZM38 263V264H39ZM52 263V264H53ZM215 262H213V264H214ZM223 263H225V262H223ZM222 263V264H223ZM60 264V263H59ZM82 264H84V263H82ZM110 264V263H109ZM205 264V263H204Z\"/></svg>","mask_w":264,"mask_h":264}]
</instances>
